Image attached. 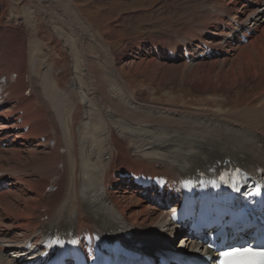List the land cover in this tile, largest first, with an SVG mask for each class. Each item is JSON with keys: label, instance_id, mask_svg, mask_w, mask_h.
<instances>
[{"label": "bare ground", "instance_id": "1", "mask_svg": "<svg viewBox=\"0 0 264 264\" xmlns=\"http://www.w3.org/2000/svg\"><path fill=\"white\" fill-rule=\"evenodd\" d=\"M2 2L0 74L15 72L18 78L14 101L0 110V264H24L21 255L31 253L24 246L38 245L54 230L177 239L166 206L158 204L165 198L144 195L120 177L124 171L180 178L229 160L253 170L264 167V0H198L194 30L185 27L151 45L139 40L135 50V43L108 46L113 24L95 30L80 0ZM252 27L256 33L233 46L232 32ZM200 41L221 57H198L205 52ZM184 43L195 49L197 66L191 65L187 78L201 75L207 78L203 89L241 88L254 99H243L231 114L221 107L192 111L148 101L152 87H138L133 76L164 83L185 73L190 67L182 56L168 54H178ZM134 57L138 67L127 74L124 64ZM51 186L57 190H47ZM15 194L22 197L17 204Z\"/></svg>", "mask_w": 264, "mask_h": 264}, {"label": "rangeland", "instance_id": "2", "mask_svg": "<svg viewBox=\"0 0 264 264\" xmlns=\"http://www.w3.org/2000/svg\"><path fill=\"white\" fill-rule=\"evenodd\" d=\"M78 3L88 22L94 25L95 30L98 31L102 25L113 24L111 25L114 28L112 38L110 39L105 34L104 36L110 40L108 46H112L114 50L124 47L131 48L134 43L135 46L132 49L135 50L136 43L140 41L145 42L151 38L162 40L177 36L185 30V27H189L191 29L189 32H191L196 28L194 13L199 10V5H201L198 0H80ZM3 7V2L0 0V13ZM234 7L232 8L234 9ZM257 18V16H253L252 21ZM102 32L104 33L105 30L102 29ZM136 58H133L135 61L131 64L122 63L127 74H132L134 69L138 67L139 59ZM186 63L190 68L186 69L185 73H178L175 77H167L164 83H157L150 77L141 75H135L132 79L135 80L138 87H142L145 91L147 90L146 87H152L149 92L146 91V95L149 94L148 101L160 106L174 107V109L183 107L186 110L195 111L198 109L200 111L218 110L221 107L231 114L240 110L243 99H254L253 92L248 96L247 93L245 95L240 91L241 88L236 93L203 89L202 83L205 84L207 78L203 79L201 75L187 78L191 69L197 66H194L192 62ZM235 117L238 116L235 115ZM12 199L13 203L17 204L22 200V197L15 194ZM133 205L137 204L134 203ZM6 221L11 223L7 218Z\"/></svg>", "mask_w": 264, "mask_h": 264}, {"label": "snow or ice", "instance_id": "3", "mask_svg": "<svg viewBox=\"0 0 264 264\" xmlns=\"http://www.w3.org/2000/svg\"><path fill=\"white\" fill-rule=\"evenodd\" d=\"M239 190V189H237ZM236 253H229L230 255H235ZM247 255L253 256V257H259V260L257 261V264H264V251L261 252H253L252 249H247Z\"/></svg>", "mask_w": 264, "mask_h": 264}]
</instances>
